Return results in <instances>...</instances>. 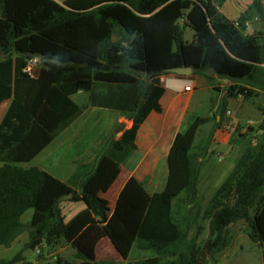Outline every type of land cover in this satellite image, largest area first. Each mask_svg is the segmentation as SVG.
<instances>
[{"label":"trees","instance_id":"16d2710c","mask_svg":"<svg viewBox=\"0 0 264 264\" xmlns=\"http://www.w3.org/2000/svg\"><path fill=\"white\" fill-rule=\"evenodd\" d=\"M224 1L0 0V103L8 101L0 118V246H10L26 231L27 247L39 254L42 244L53 246L61 239L82 256L75 264H103L95 258V247L107 238L122 256L130 249L154 255L133 264H208L229 245L228 226L247 220L264 264V118L243 132L246 121L235 124L232 144L255 130L263 135L245 142L205 208L196 206L200 167L219 124L216 118H224L227 98L254 103L257 93L246 85L254 74L264 76V41L246 33L242 23L249 12L237 16L236 27L218 11ZM248 9L262 16L261 0H252ZM185 26L194 32L190 41L184 39ZM36 55L40 71L32 77L24 67ZM180 66L191 67V74L212 71L231 83L216 112L200 120L213 123L199 142L168 150L167 177L156 212L146 213L151 196L130 176L105 218L104 205L85 186L106 149L92 170H85L90 164L78 166L68 181L22 165L87 106L132 117L160 77ZM78 91L88 93L85 103L72 98ZM134 134L132 128L124 131L131 147ZM64 195L84 204L65 223L58 208ZM28 209L31 217L23 222ZM200 220L206 222L205 240L198 239L204 229ZM193 227L195 237L190 240ZM14 260L0 258V264ZM55 262L61 264L59 258Z\"/></svg>","mask_w":264,"mask_h":264},{"label":"crops","instance_id":"0c3cea01","mask_svg":"<svg viewBox=\"0 0 264 264\" xmlns=\"http://www.w3.org/2000/svg\"><path fill=\"white\" fill-rule=\"evenodd\" d=\"M57 1L61 2L62 0ZM251 1L247 2L240 12L247 10L250 19L259 15L254 9H248ZM262 6L264 8L263 2ZM220 7H218V11L222 13ZM260 22L261 19L252 20L250 26L252 29L249 31V27L245 29V32L261 36L259 32H256L261 28ZM193 34L194 32L192 38ZM191 73L189 75L168 73L161 76L160 83L150 88L135 114L129 118L116 110L87 106L46 147L26 163L27 167L37 166L62 181H68L74 179L78 166L89 164L96 156L99 149L97 146L101 147L105 144L106 151L85 186V190L96 196L104 205L105 218L107 219L112 213L120 190L130 176L139 180L151 196L146 213L156 212L160 192L167 177L166 156L168 150L173 145H182L188 141L191 146L196 145L213 123L211 120L200 123V120L216 112L219 99L225 96V85L228 84L226 78L220 77L212 71ZM185 86H189V89H185ZM81 92L78 91L72 95V98L78 103L85 102H79L75 98ZM232 102H235L234 105ZM7 105L8 101L0 103V118ZM261 106L262 110L257 109L251 102L238 96L227 98L225 113L227 114L229 110L230 114L227 115L234 120L225 123L224 119L220 121L219 117L216 118L215 121L219 124L213 131L208 153L213 151L216 146L228 151L237 148L239 153L234 160L235 163L241 155L245 143H230L234 130L233 125L240 119L251 121L253 126L258 124L264 118V103ZM131 128L135 131V147H131L124 138V131ZM244 130L245 128H243ZM205 160L206 158H203L201 163L198 183L199 198L196 206L200 210L205 208L216 189H212V173L203 174L202 167ZM85 170L88 171L89 168L87 167ZM203 190L207 193L206 197L201 193ZM73 202L81 201L62 198L58 202L60 217L64 223L72 217L66 220L64 213L69 210L68 208ZM82 208H84V204L81 202L78 209ZM194 228L192 231H195ZM101 244H103L102 249L99 250ZM42 248L49 249L52 258H59L61 264H75L83 259L70 243L61 239L53 246L42 244ZM110 250L113 253L116 252L107 238L100 239L95 247L96 260L103 261L100 258L101 254H106ZM36 251L38 252V250ZM116 253L118 254V252ZM17 256L18 261L23 258L26 260L27 257L23 253H18Z\"/></svg>","mask_w":264,"mask_h":264},{"label":"rangeland","instance_id":"374dc122","mask_svg":"<svg viewBox=\"0 0 264 264\" xmlns=\"http://www.w3.org/2000/svg\"><path fill=\"white\" fill-rule=\"evenodd\" d=\"M251 0H225L224 3L221 5L220 9L222 14H224L227 18L232 19L234 17H237L241 10L246 6V3ZM264 3V0H261ZM261 28L260 30L256 31L261 34L262 40L264 41V18L261 19ZM252 27H250L248 30L250 31ZM193 30L185 26L183 29V36L185 40H188L192 38ZM264 66V63L262 64ZM40 71V68L38 67L36 69V74L38 75ZM35 74V75H36ZM231 82L228 81V84L225 85V88L230 84ZM249 84H245L247 87L252 88L254 91H256L257 96L255 99V102L252 103L253 105H262L264 103V76L254 74L253 80L248 82ZM87 92H81L80 94H77L75 98L81 102L85 101L87 99ZM84 102V103H85ZM235 102H232L234 105ZM257 108V106H256ZM225 123L230 122L231 120H234L232 117L228 116L226 113H224L223 118ZM243 119H240L236 121V123L241 122ZM235 123V124H236ZM257 124H255L256 126ZM244 126L241 128V132H243ZM257 128V127H256ZM262 131L261 130H255L253 133H247L245 136L242 137V142H248L250 138H252V143L255 142L256 139H260L262 137ZM240 143V141H238ZM232 144V143H231ZM106 145L97 146L98 151L96 152V156L90 161V166L88 167L89 170H92L95 166V163L102 153V151L106 148ZM238 149L234 148L233 150H226L222 147L216 146L214 147V150L209 152L204 158H206L204 162V166L202 167L203 174L205 173H212V186L213 190L217 188L222 181L225 179L229 171L231 170L234 160L236 156L238 155ZM219 158V159H218ZM28 163V162H27ZM23 166H28V164L23 163ZM88 170V171H89ZM212 190V191H213ZM216 190V189H215ZM204 197L207 196V193L203 190ZM264 193V189H263ZM79 205H81V202L78 203H71L69 206V210L64 213V217L66 220L73 216L74 212L79 210ZM32 214V209H28L24 212V214L21 216V220L23 222H26L30 219ZM199 224H202L204 226V229L202 230L201 234L199 235V240H205L208 235V230L206 228V222L205 221H199ZM229 230V234H231V241L229 245L218 255L215 262L208 263V264H262L261 263V247L259 244L255 243L251 239V230L250 225L247 220H240L237 223H235L232 226H228L227 228ZM195 231L191 232L190 240H193ZM28 240V234L26 231H23L20 233L10 244L8 247L0 246V258L4 259H11L14 258V262L12 264H56L55 259L52 258L51 252L47 248H41L40 254L36 253L35 249L28 248L26 243ZM102 245L100 246L99 250L102 249ZM111 249V248H110ZM110 252L106 254H101V259L103 260V264H133L134 260L137 258H149L154 255L151 253H138L134 250H131V252H128L125 256L119 255L116 252ZM28 252V253H27ZM18 253L27 255L26 260L23 258V260L18 261ZM113 253V254H112ZM73 257V256H72ZM69 259V258H68ZM155 259H158L156 256ZM28 260V261H27Z\"/></svg>","mask_w":264,"mask_h":264},{"label":"built area","instance_id":"2783aa9c","mask_svg":"<svg viewBox=\"0 0 264 264\" xmlns=\"http://www.w3.org/2000/svg\"><path fill=\"white\" fill-rule=\"evenodd\" d=\"M262 17L264 18V8L262 10V16L255 15L251 19L250 18L245 19L242 23H243L244 27L246 29H248L251 26L252 20L256 21V20L261 19ZM233 23H234V25L236 27H239V25H240V22L237 20V18L233 20ZM37 67H38V57L37 56H33V57H31V58H29L27 60L26 66L24 67V71L29 76L35 77ZM160 80H161V77H160ZM185 89H189V86H185ZM227 114L228 115L230 114L229 110L227 111ZM248 125H252V122L251 121H246V123L244 124L245 129L248 127ZM233 127H235V124L233 125ZM36 253H37V251H36Z\"/></svg>","mask_w":264,"mask_h":264},{"label":"water","instance_id":"95a60500","mask_svg":"<svg viewBox=\"0 0 264 264\" xmlns=\"http://www.w3.org/2000/svg\"><path fill=\"white\" fill-rule=\"evenodd\" d=\"M168 72L177 75H189L192 72V68L189 66H180V67L170 68L168 69ZM139 73L143 74V71H139ZM63 198H70V195H64Z\"/></svg>","mask_w":264,"mask_h":264},{"label":"clouds","instance_id":"9594fccd","mask_svg":"<svg viewBox=\"0 0 264 264\" xmlns=\"http://www.w3.org/2000/svg\"><path fill=\"white\" fill-rule=\"evenodd\" d=\"M262 18H263V17H262ZM262 18H261V19H262ZM234 128H235V127H234Z\"/></svg>","mask_w":264,"mask_h":264}]
</instances>
